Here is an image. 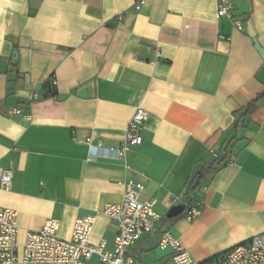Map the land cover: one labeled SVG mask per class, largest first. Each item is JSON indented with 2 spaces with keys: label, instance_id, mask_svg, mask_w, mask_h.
<instances>
[{
  "label": "crops",
  "instance_id": "0c3cea01",
  "mask_svg": "<svg viewBox=\"0 0 264 264\" xmlns=\"http://www.w3.org/2000/svg\"><path fill=\"white\" fill-rule=\"evenodd\" d=\"M134 5L0 0V178L13 170L0 207L18 213L20 246L49 219L68 240L95 216L92 243L113 251L116 223L103 212L128 182L162 216L131 251L139 264H170L165 231L198 262L264 233V98L241 118L264 93V0H233L242 31L217 17L216 0ZM137 108L149 113L143 144L107 156L125 146ZM183 202L199 215L168 219Z\"/></svg>",
  "mask_w": 264,
  "mask_h": 264
},
{
  "label": "built area",
  "instance_id": "2783aa9c",
  "mask_svg": "<svg viewBox=\"0 0 264 264\" xmlns=\"http://www.w3.org/2000/svg\"><path fill=\"white\" fill-rule=\"evenodd\" d=\"M218 18L230 19L234 26L242 31V25L234 16L233 0H216ZM145 0H135L134 9L139 11ZM33 100L37 96H33ZM19 110L10 112L11 116L19 114ZM149 113L137 108L127 127L125 146L121 149L107 150L106 155L114 158L124 156L129 147H139L143 144L141 130ZM27 120L30 117L27 116ZM98 158L97 154H89V160ZM13 179V170H3L1 188L9 190ZM143 190L141 184L128 182L124 186L123 201L120 204H107L103 214L115 221L117 233L114 239V249L106 251V242L94 244L91 236L96 217L87 216L78 219L73 227L70 239L59 237L60 222L49 219L42 230L28 232L22 246L19 244L18 213L15 210L0 207V264H90L97 256L100 264H139L132 255V249L145 237L156 231L157 223L162 216L155 211L157 201H141ZM184 206L185 217L192 221L201 209L199 206ZM159 248L170 251V264H264V233L253 236L238 244L216 259L198 262L186 251L180 241L170 232L162 233Z\"/></svg>",
  "mask_w": 264,
  "mask_h": 264
},
{
  "label": "trees",
  "instance_id": "16d2710c",
  "mask_svg": "<svg viewBox=\"0 0 264 264\" xmlns=\"http://www.w3.org/2000/svg\"><path fill=\"white\" fill-rule=\"evenodd\" d=\"M44 90H46V96H51L55 94V89L54 86H52V82L51 79L49 81H47V83L44 85ZM264 98V93L261 94L260 96H258L253 102H251L244 110H243V114L241 118H245L247 117L249 114H251L257 107L258 103ZM222 255H218L215 256L213 258H210V260L212 259H216L219 258Z\"/></svg>",
  "mask_w": 264,
  "mask_h": 264
},
{
  "label": "water",
  "instance_id": "95a60500",
  "mask_svg": "<svg viewBox=\"0 0 264 264\" xmlns=\"http://www.w3.org/2000/svg\"><path fill=\"white\" fill-rule=\"evenodd\" d=\"M250 34H251L252 38H255V34H254L253 30L250 31ZM255 45H256L257 50L259 51V53L261 54V56L264 59V48H262L257 43L256 40H255ZM14 57L17 60L18 54L16 52L14 53ZM195 187H196V184H195ZM183 212H184V206L183 205L175 206L169 211V213L167 214V218L168 219L176 218V217L180 216Z\"/></svg>",
  "mask_w": 264,
  "mask_h": 264
}]
</instances>
